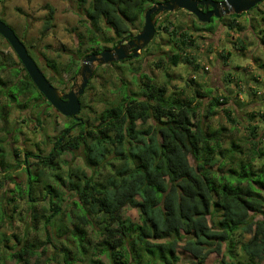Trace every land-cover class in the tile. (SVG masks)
I'll use <instances>...</instances> for the list:
<instances>
[{"label":"trees","instance_id":"obj_1","mask_svg":"<svg viewBox=\"0 0 264 264\" xmlns=\"http://www.w3.org/2000/svg\"><path fill=\"white\" fill-rule=\"evenodd\" d=\"M158 1L161 0H89L86 7L79 5V13L84 16L81 23L87 29L91 27L95 31L103 26L100 40L104 44L69 51L74 55L71 62L77 63L89 51L98 53L110 48L133 29H141L145 11ZM245 14L230 13L211 17L206 23L197 22L224 21L229 30L240 31L237 18ZM50 20V16L45 19V29ZM261 20L263 27L257 33L264 46V15ZM164 21L162 31L169 45L168 64L185 62L196 69L198 63L191 50L198 46V39L192 28L175 25L167 17ZM193 26L196 30L211 31L210 25L202 27L193 23ZM110 30L112 35H107L106 31ZM156 34L161 33L156 31ZM0 39L8 43L1 35ZM93 42L99 44L95 39ZM237 43L243 46L244 42L239 38ZM24 44L28 53L34 55L32 45ZM228 54L221 53V57L228 59ZM131 58L137 59L130 56L109 64ZM34 60L40 68V62ZM7 64L0 59V99L5 98L8 104L23 99L25 107L41 106L35 118L36 124L41 125V114L54 108L38 91L19 59L18 68L7 70ZM44 64L54 68L47 58ZM155 64L161 66L162 60ZM260 67L264 68V62ZM7 72L9 78L5 77ZM56 75H47L48 81L57 88L65 85ZM137 79V89L133 91L122 83L116 103L103 108L95 122L61 115L63 126L48 151L38 147L36 152L32 149L22 152L25 188L22 191L15 181L14 190L18 194L24 192L27 204L33 207V202L38 200L40 180L48 179L43 185L45 195L51 194L45 201L50 209L44 217L47 242L54 244L62 238L56 252L62 254L63 264L84 262L89 249L94 253L98 250V254L107 256L113 264H177L178 248L189 253L195 259L194 264H204L211 252L220 255L218 264H259L264 260V128L259 131L258 125L251 122L257 115L264 124V108L249 111V136L243 139L250 146L243 151L235 140L223 142L221 128L213 131L203 125L204 119L215 113V107L224 103V97L211 96L202 115L192 98L168 95L165 83H155L146 73H140ZM3 106L0 105L2 120L6 112ZM222 110L228 117L230 111ZM3 143L4 138H0V188L1 179H9L2 174L6 172L2 167L6 156ZM15 148L17 157V151L22 149ZM78 150L83 166L61 173L62 154ZM103 168L108 169L105 174L101 173ZM63 188L71 190L75 199L67 201ZM124 206L137 209L138 221L124 217ZM70 210L75 212V221ZM9 216L0 201V264L6 256L17 264H34L31 260L39 256V248L44 251L46 246L29 239L26 230L21 234H6L1 230ZM87 225L97 226L95 232L100 238L97 244L93 245L87 238ZM10 240L12 244L8 243ZM78 252L81 257L76 259ZM91 261L101 264L99 258Z\"/></svg>","mask_w":264,"mask_h":264},{"label":"rangeland","instance_id":"obj_2","mask_svg":"<svg viewBox=\"0 0 264 264\" xmlns=\"http://www.w3.org/2000/svg\"><path fill=\"white\" fill-rule=\"evenodd\" d=\"M88 2L89 0H0V18L13 28L21 41H24L23 43L32 45L35 56L33 53L31 54L30 50L29 52L37 62H40L42 66H40V70L46 78L47 75L58 74L56 77L66 82L65 85H59L62 91L71 88L83 59L80 58L77 63H72L70 57H74V55H71L69 51L74 52L78 47L83 50L90 46L104 44L100 40L104 35L102 25L100 29L94 31L91 27L87 29L85 23H81L84 16L79 13L77 7L80 5L79 7L84 8ZM263 15L264 1L252 11L237 18L241 30L234 31L229 30L224 21L214 20L210 24H199L195 16L183 9L157 14V24L160 26L165 23L164 19L167 17L175 25L186 24L190 30L192 28V34L198 39V46L191 50V54L198 63L197 68L194 69L191 64L185 62L175 66L168 64L169 45L165 42L166 33L161 28L158 30L161 34L155 33L153 41L148 43L145 49L140 50L136 56L137 59L131 58L125 62L107 64L101 68L95 67V73L93 72L80 95L81 108L77 116L95 122L94 118L103 108L116 103L123 82L128 90H136L138 75L146 73L155 83H165L168 95L185 99L192 98L202 115L208 107L211 96L224 97V103L215 107V113L208 119L205 118L203 125L213 131L221 128L225 144L229 140H235L241 145L243 151H246L250 145L243 138L249 136L247 129L249 111L255 112L264 108V68L260 67V64L264 62V46L260 43V34L257 33V29L263 27L261 20ZM48 16L51 18L50 25L45 29L44 21ZM193 23L202 27L210 25L211 31L208 29L196 30ZM139 30L133 29L131 33L135 34ZM106 34L112 35L111 30L106 31ZM239 38L244 42L243 46L237 43ZM94 39L99 44L94 43ZM7 44L0 39V59L8 63L7 70L12 67L18 68V59ZM226 51L229 53L228 59H223L221 53H226ZM46 58L54 63L53 69L44 64ZM159 59L162 60V64L157 67L155 63ZM131 68L133 70H130ZM9 74V72L5 73V77L9 78ZM227 74L230 75V81L227 80ZM0 105H5L2 109L6 111L5 119L0 118V138H4L3 144L6 153L2 166L6 172H2V174L9 176V179H1L0 201L6 208L7 214L10 215L7 218L8 223L1 230H4L6 234H21L26 230L29 239L35 243L41 241V245L44 243L45 250L42 251V247L39 248V256L31 260L34 264H63L62 254L56 252L62 238L54 241V244L48 243L44 230V217L50 212L45 201L51 194L45 195L43 189V185L48 183V179L43 177L40 180L41 186L38 187L39 193L36 194L38 200L33 202V207H29L27 204L26 194L24 192L18 194L14 188L15 181L20 184L22 191L25 188L26 174L21 161L22 152L28 149L36 152L38 147L44 152L48 151L53 138L58 135V130L63 126L64 119L61 114L51 108L48 112L45 111L41 114L43 122L38 125L35 119L36 111L42 109L41 106L25 107L23 99L19 103L8 104L5 98L0 99ZM226 108L230 111L228 117L222 110ZM230 119L233 122H230ZM260 120L256 115V118L251 122L258 125L259 131L264 128V124ZM17 146L22 150L17 151L19 155L16 157L13 149L15 150ZM189 161L192 163V158H189ZM18 162L19 165H17ZM59 164L61 173L69 168L83 166L81 152L78 150L73 153H63ZM252 164L256 167L255 163ZM86 171L90 173V170L86 169ZM107 171L106 168L101 169L102 174ZM101 175L99 174L98 177L102 178ZM50 183L52 185L55 183L52 178H50ZM63 189V195L67 201L75 199L71 190ZM34 195L32 194V196ZM43 196L44 199H42ZM13 204L16 205V208L12 210ZM67 209L71 208L67 207ZM70 211L72 212L71 219L75 221V212ZM123 215L132 221H138V211L134 207L124 206ZM65 222L72 227L71 222L67 220ZM96 227L94 225L86 227L87 238L93 245L100 241L95 232ZM47 229L49 228L47 227ZM247 237L248 235L244 240ZM8 243L12 244V240ZM70 248L72 251H76L73 246ZM178 251L180 259L177 264H194L195 259L189 253L182 251L181 248H178ZM98 253V250H95L94 253L92 249H89V253L84 257V262L76 261L73 264H94L96 261L91 260L97 258L101 264H113L107 256ZM79 254L80 252L76 254V259L81 257ZM219 257L220 255L216 252H211L204 264H218ZM1 264L17 263L6 256ZM259 264H264V260Z\"/></svg>","mask_w":264,"mask_h":264},{"label":"water","instance_id":"obj_3","mask_svg":"<svg viewBox=\"0 0 264 264\" xmlns=\"http://www.w3.org/2000/svg\"><path fill=\"white\" fill-rule=\"evenodd\" d=\"M262 0H161L152 4L144 13L141 29L134 35L122 37L112 48H103L100 52L86 54L75 76V81L67 91H60L53 86L39 66L28 53L24 43L13 28L0 18V35L9 43L26 73L45 99L63 116L77 118L80 111L79 96L87 85L97 65H104L124 60L128 56H137L147 45L161 26L155 25L156 16L164 11L184 9L192 13L200 22H207L211 17H221L230 13H242ZM199 6H210L202 10ZM130 37L125 43L122 41Z\"/></svg>","mask_w":264,"mask_h":264},{"label":"flooded vegetation","instance_id":"obj_4","mask_svg":"<svg viewBox=\"0 0 264 264\" xmlns=\"http://www.w3.org/2000/svg\"><path fill=\"white\" fill-rule=\"evenodd\" d=\"M263 1H264V0H262V1L258 2V3H256L254 6H252V7L249 8L247 11H244V12H246V14H247V12H250V11H252L253 9H255V8L257 7V5H258L259 3H261V2H263ZM199 8L202 9V10H207V9H210V6H199ZM183 10H184V9H183ZM185 11H186V10H185ZM187 12H188V11H187ZM244 12H242V13H244ZM188 13H190V12H188ZM190 14L193 15L192 13H190ZM239 14H241V13H239ZM227 15H228V14H227ZM193 16H194V15H193ZM221 17H222V16H221ZM157 20H158V19H157V17H156V23H155L156 26L158 25V24H157ZM159 26H160V25H159ZM161 28H162V26H161ZM161 28H160V29H161ZM160 29H159V30H160ZM156 31H158V30H156ZM156 31H155V33H156ZM128 34L134 35V34H132V33H128ZM128 34H127V35H128ZM135 34H136V33H135ZM121 39H122V38H120L119 40H121ZM129 39H130V37L125 38L122 42L125 43V42H126L127 40H129ZM152 39H153V38H152ZM119 40H118V42H119ZM118 42H117V43H118ZM150 42H151V41H150ZM150 42H149V43H150ZM117 43H116V44H117ZM116 44H115V45H116ZM147 45H148V44H147ZM147 45H145L142 49H145ZM112 47H113V46H112ZM112 47H110V48H112ZM106 48H107V47H106ZM129 57H130V56H128V57L125 58V59H128ZM135 57H136V56H135ZM108 64H109V63H108ZM58 89H59L60 91H62L61 88H58ZM63 91H64V89H63ZM64 92H65V91H64ZM79 97H80V96H79ZM79 100H80V99H79ZM80 104H81V102H80ZM77 114H78V113H77ZM78 118H79V117L77 116V118H75V119H78Z\"/></svg>","mask_w":264,"mask_h":264},{"label":"clouds","instance_id":"obj_5","mask_svg":"<svg viewBox=\"0 0 264 264\" xmlns=\"http://www.w3.org/2000/svg\"><path fill=\"white\" fill-rule=\"evenodd\" d=\"M197 19V18H196ZM208 22V21H207Z\"/></svg>","mask_w":264,"mask_h":264}]
</instances>
